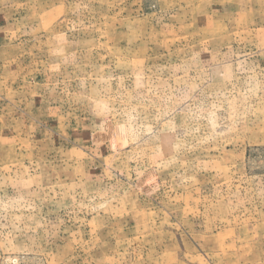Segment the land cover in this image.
Instances as JSON below:
<instances>
[{
  "label": "rangeland",
  "instance_id": "obj_1",
  "mask_svg": "<svg viewBox=\"0 0 264 264\" xmlns=\"http://www.w3.org/2000/svg\"><path fill=\"white\" fill-rule=\"evenodd\" d=\"M0 264H264V0H0Z\"/></svg>",
  "mask_w": 264,
  "mask_h": 264
}]
</instances>
